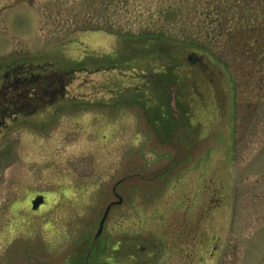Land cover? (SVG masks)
Listing matches in <instances>:
<instances>
[{
    "label": "rangeland",
    "instance_id": "1",
    "mask_svg": "<svg viewBox=\"0 0 264 264\" xmlns=\"http://www.w3.org/2000/svg\"><path fill=\"white\" fill-rule=\"evenodd\" d=\"M244 2L0 0V88L18 65L73 72L0 130V264H119L120 240L161 247L180 224L201 264H264V49L253 64L226 41Z\"/></svg>",
    "mask_w": 264,
    "mask_h": 264
},
{
    "label": "flooded vegetation",
    "instance_id": "2",
    "mask_svg": "<svg viewBox=\"0 0 264 264\" xmlns=\"http://www.w3.org/2000/svg\"><path fill=\"white\" fill-rule=\"evenodd\" d=\"M200 64L197 63L199 67L202 66ZM46 69L44 65H18L4 74L0 88V130L7 126L9 117L33 113L44 105L66 99V89L73 79V72L60 76L56 72H40ZM167 229L165 234L156 235L161 247L155 246L153 241L130 243L128 239L120 240L119 264H173L175 261L181 264H201L200 259H206L200 256L203 244L197 240L200 236L199 226L180 224L170 227V233H167ZM216 243L209 256L210 262L218 260L215 256L219 251ZM164 245H167L166 248ZM178 249H183L184 254L175 256V253L180 252Z\"/></svg>",
    "mask_w": 264,
    "mask_h": 264
},
{
    "label": "trees",
    "instance_id": "3",
    "mask_svg": "<svg viewBox=\"0 0 264 264\" xmlns=\"http://www.w3.org/2000/svg\"><path fill=\"white\" fill-rule=\"evenodd\" d=\"M262 6V0H245L244 6L240 5L239 19L236 21L235 27L232 28L236 37L228 36L227 44L230 50L234 53L240 51L243 53L246 59L250 60L253 64L258 61L257 55L262 53L261 49H264V19L258 20L254 14L255 10H258ZM259 22V23H258ZM173 23H165L160 25L155 32L157 37L166 42H176L175 38H178L172 31ZM225 25L221 24V31L223 36H227L225 33ZM229 32H232L229 30ZM225 33V34H224ZM143 36H149L148 33L142 34ZM233 48V49H232Z\"/></svg>",
    "mask_w": 264,
    "mask_h": 264
},
{
    "label": "water",
    "instance_id": "4",
    "mask_svg": "<svg viewBox=\"0 0 264 264\" xmlns=\"http://www.w3.org/2000/svg\"><path fill=\"white\" fill-rule=\"evenodd\" d=\"M201 60H202V58H201V57H198L195 53H191V54H189V56H188V61H189L190 63L200 62ZM121 182H122V181L118 182V184H120ZM118 184H116V186H115V188H114V191H115V194H116V197L118 198V200L115 201V202L110 203V204L107 206V208H106V210H105V212H104V215H103V217H102V219H101V221H100L99 228H98V230H97V232H96V234H95V236H94V241H96V240L100 237V235L102 234V232H103V230H104L105 223H106V221H107V219H108V216H109V214H110L111 209H112L115 205H120V204H122V202H123V198H122L119 194L116 193V188H117ZM44 202H45V197H44L43 195H39V196H37V197L32 201V207H33V209H34V210H38V209L44 204Z\"/></svg>",
    "mask_w": 264,
    "mask_h": 264
}]
</instances>
